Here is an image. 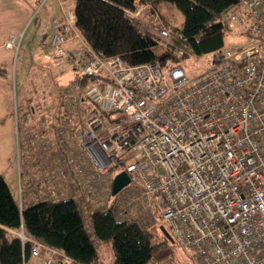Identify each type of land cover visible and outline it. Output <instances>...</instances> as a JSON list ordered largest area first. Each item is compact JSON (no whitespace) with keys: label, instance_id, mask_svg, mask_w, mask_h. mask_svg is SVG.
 Segmentation results:
<instances>
[{"label":"built area","instance_id":"2783aa9c","mask_svg":"<svg viewBox=\"0 0 264 264\" xmlns=\"http://www.w3.org/2000/svg\"><path fill=\"white\" fill-rule=\"evenodd\" d=\"M126 12L170 42L155 9ZM222 19L243 44L224 47L198 76L179 65L102 58L86 46L84 87L62 90L56 121L44 118L30 128L14 105L19 206L72 199L90 232L92 211L109 209L143 226L155 208L188 249L184 264H264V0H237ZM74 21L67 13L53 19L46 57L66 56L65 43L80 39ZM16 42L10 35L6 44ZM83 102L93 109L85 113ZM121 171L129 182L112 195ZM19 235L40 264H77ZM148 264L180 263L169 256Z\"/></svg>","mask_w":264,"mask_h":264},{"label":"trees","instance_id":"16d2710c","mask_svg":"<svg viewBox=\"0 0 264 264\" xmlns=\"http://www.w3.org/2000/svg\"><path fill=\"white\" fill-rule=\"evenodd\" d=\"M161 1L171 2L181 11V27L167 21L157 5ZM73 2L74 27L80 37V48L76 50L79 58L88 46L102 58L118 56L131 65L156 62L162 68L170 65L183 68V57L189 54L216 55L225 47L224 34L230 29L225 25L222 16L225 11L236 5L237 0ZM141 5H149L160 14L171 35L169 43H164L163 39L154 33L141 29L139 23L126 12ZM176 48L181 49L183 53L175 55L173 50ZM74 49L66 47L67 58L74 57ZM84 84V76L77 75L74 81L63 89L77 85L82 90ZM62 90L57 101L46 114L40 115L38 120L31 118V114L36 111L33 104L26 110L29 115L23 114L21 109L19 115L28 119L30 128L42 122L44 118L56 121L64 97ZM87 221L91 232L88 231L85 219L75 202L68 198L58 201H33L20 207L0 175V264L28 263L32 257L30 241L22 240L20 231L27 237L41 240L61 250L77 264H102L98 258L96 241H110L113 250L111 264H148L154 259L173 256L169 239L163 232H160L161 236L156 235L132 219L116 217L109 209L90 212Z\"/></svg>","mask_w":264,"mask_h":264},{"label":"rangeland","instance_id":"374dc122","mask_svg":"<svg viewBox=\"0 0 264 264\" xmlns=\"http://www.w3.org/2000/svg\"><path fill=\"white\" fill-rule=\"evenodd\" d=\"M73 4V0L71 1ZM164 17L172 25L181 27L183 14L171 2L157 4ZM58 8L55 0H0V104L4 107L0 115V175L6 181L14 199L18 200V175H17V139L15 135V117L12 113L14 105L23 114L29 115L26 110L29 105H35L36 111L31 118L38 120L40 115L46 114L54 104L59 92L70 85L77 75H80L79 40L71 38L65 46L71 45L74 57H50L43 59L45 51L46 34L45 20ZM162 19V17H161ZM163 22V20H162ZM163 24H165L163 22ZM17 31H20L18 34ZM15 32L17 47L6 50L10 33ZM225 47H239L243 44L235 31L224 34ZM22 40V42L20 41ZM164 43H169L162 40ZM38 50V51H37ZM48 45L46 46V52ZM216 63L215 55L195 56L189 54L181 59L188 77H195ZM42 105L44 107H42ZM82 110L88 113L93 106L83 102ZM41 109V110H40ZM10 111V112H9ZM21 149L23 142L20 140ZM23 154V153H21ZM156 235H162L163 229L168 232L177 262L184 264L191 261L188 249H182L167 222L162 219L153 208L152 218L140 221ZM98 258L102 264H111L113 250L110 241H96Z\"/></svg>","mask_w":264,"mask_h":264},{"label":"crops","instance_id":"0c3cea01","mask_svg":"<svg viewBox=\"0 0 264 264\" xmlns=\"http://www.w3.org/2000/svg\"><path fill=\"white\" fill-rule=\"evenodd\" d=\"M71 1L72 0H61V3H60L59 0H55V5L58 8V10L56 13L51 14L50 17L45 20V29H44V32H42L43 34H46L45 51L42 52L43 53L42 54L43 59L48 58V57H46V53H47L46 52V46L48 45L50 34L54 31L53 19L61 17V16H63V14H66V13H67V15L73 14L74 2L72 4ZM17 33L19 34L20 31H17ZM10 35H15V32L10 33ZM20 41L22 42V40H20ZM0 47H2L1 44H0ZM5 48H6V50H12L13 49V48L8 47V46ZM67 48L70 50L73 49V47H71V45H68ZM1 63H2V59L0 58V64ZM3 110H4V107H1V104H0V115L3 113ZM28 264H40V261L36 257H31L28 261Z\"/></svg>","mask_w":264,"mask_h":264},{"label":"water","instance_id":"95a60500","mask_svg":"<svg viewBox=\"0 0 264 264\" xmlns=\"http://www.w3.org/2000/svg\"><path fill=\"white\" fill-rule=\"evenodd\" d=\"M129 182V176L125 171L117 173L112 182L111 194L115 195L120 189H122ZM163 233L167 238L172 240V237L163 229Z\"/></svg>","mask_w":264,"mask_h":264}]
</instances>
